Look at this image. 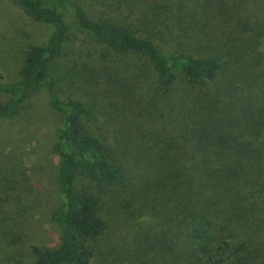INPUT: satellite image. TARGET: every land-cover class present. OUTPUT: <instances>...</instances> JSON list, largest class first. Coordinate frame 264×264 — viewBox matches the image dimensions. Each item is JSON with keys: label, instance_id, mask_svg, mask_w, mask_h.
I'll return each instance as SVG.
<instances>
[{"label": "trees", "instance_id": "1", "mask_svg": "<svg viewBox=\"0 0 264 264\" xmlns=\"http://www.w3.org/2000/svg\"><path fill=\"white\" fill-rule=\"evenodd\" d=\"M96 1L9 0L52 31L23 48L15 77L0 75V120L44 90L60 119L62 197L50 211L58 245L10 264H93L110 249L115 219L163 264H264V0L252 22L230 18L211 31L196 0ZM174 3L181 12L170 25ZM127 112L160 124L120 126ZM6 144L0 138L1 238L36 196Z\"/></svg>", "mask_w": 264, "mask_h": 264}, {"label": "rangeland", "instance_id": "2", "mask_svg": "<svg viewBox=\"0 0 264 264\" xmlns=\"http://www.w3.org/2000/svg\"><path fill=\"white\" fill-rule=\"evenodd\" d=\"M188 1L194 4L195 0ZM100 2L91 0L93 6ZM195 3V14L199 13L200 22L205 20L208 23L210 31L230 18L236 22H252L263 6L259 0H196ZM197 8L202 10L197 11ZM209 9L211 11L207 15ZM180 12L178 4L170 7L167 19L170 25L177 22V18L173 17L179 16ZM51 31L50 25L26 15L9 0H0V75L5 80L15 77L22 61L23 48L30 43L45 42ZM159 44L167 52L173 49L175 42L162 37ZM260 49L264 51V41ZM148 76L152 77L151 74ZM59 120L58 114L46 105L43 89L31 95L30 101L16 117L5 122L0 120V138L4 137L7 141V149H14L20 154L22 167L31 179L33 195H36L31 205L29 199L24 200L23 204L29 208L22 215L21 224L13 229V234L0 237V264L29 261L34 257V248H53L59 243L58 226L50 220V211L62 201L57 189L59 156L53 149ZM120 124L148 133L160 122L127 112L121 117ZM133 232L129 225L113 220L105 235L110 249L100 252L93 264H163L161 257L152 260L140 250L141 244L132 240ZM189 261L188 264L196 263L195 260Z\"/></svg>", "mask_w": 264, "mask_h": 264}]
</instances>
